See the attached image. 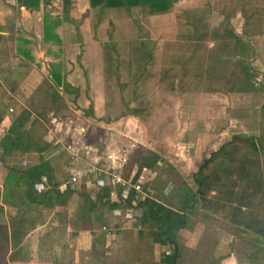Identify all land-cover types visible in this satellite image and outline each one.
<instances>
[{
    "label": "rangeland",
    "instance_id": "obj_1",
    "mask_svg": "<svg viewBox=\"0 0 264 264\" xmlns=\"http://www.w3.org/2000/svg\"><path fill=\"white\" fill-rule=\"evenodd\" d=\"M63 1L49 0L35 8L16 9L15 0H0V82L6 80L11 91L18 89V84L25 82L23 70L21 72L24 66H36V69L43 66L47 73L59 72L69 66L76 69L90 66L96 72L101 68L103 75L110 79L111 92L115 95L119 93V83L131 88L135 77L141 78L145 86V103H155L159 99L158 112L166 108L163 104L169 93V101L174 103L176 99L182 101V95L186 94L188 104L194 99L188 93L216 94V100L210 99L214 104L207 107V122L202 127L204 130L216 129V137L198 139L192 136L196 126L192 122L189 124L188 119L183 121L185 130L182 135L176 137L159 116V122L155 123L161 125L159 137H144L142 127L140 136L136 133L131 139L117 126L107 130L100 127L102 131L96 134L98 147L94 150L95 155L106 159L109 152V157H116V161L125 158L127 166L121 173L130 181L136 170V158L150 155L151 150L159 152L163 163L151 170H142L138 182L140 189L144 186L158 202L163 198L164 206L170 208H179L187 200L182 185L193 190L192 181L202 179L201 190L204 192L196 197L197 201L187 215L186 228L176 231L179 256L176 264H264V234L257 226L264 222V176L260 168L263 156L258 153L256 143L263 129L259 104L264 100V50L258 52L256 58L249 54L245 56L255 41L243 28L247 26L255 34L264 35V0H186L177 8L157 15H148L145 10L130 13H121V9L103 11L90 8L86 0H68L77 6H70L68 11L77 30L61 20ZM235 16L241 17L242 28L232 26L237 21ZM55 21L57 27L53 26ZM43 26H47L51 33L46 42H42V34L37 36V29L43 33ZM57 28L60 29L58 34L55 33ZM97 74H90V77L100 78ZM194 76H199V85ZM157 78L162 82L156 89ZM49 80L46 74L44 82ZM188 80L191 88L187 86ZM44 82L39 84L37 100L49 96L50 88ZM197 85L201 87L197 89ZM130 96L128 92L127 98ZM48 99H44L45 108L50 104ZM176 104L170 110L175 112L178 107L177 116L182 110L186 115L190 114L187 111L192 110L190 106L184 105L181 109ZM40 110L43 112V106ZM119 110L116 100L112 114L116 115ZM200 126L198 124V128ZM77 130L73 132L75 135L81 132V128ZM90 141V144L95 143L94 139ZM176 142L190 150L208 146L203 156L195 155L200 156V160H193L192 150L191 157L182 155L184 150H180L185 158L183 162L182 158L167 152L176 146ZM223 145V151L217 153ZM89 151L93 153V150ZM212 153L217 154L205 168L198 170L202 161ZM79 156L83 157V154ZM178 160L181 166H178ZM194 175H197L195 180ZM124 216L121 220L127 222L125 230L110 236L115 244L122 246L111 252L109 258L116 257L124 264H161L162 256L171 253V248L157 245L153 248L152 244H144L141 249L140 242L125 241L130 236L129 230L135 228L132 222L134 212L127 211ZM16 248L18 252L11 249L15 259L22 252L19 246ZM6 255L0 264L13 257L9 259Z\"/></svg>",
    "mask_w": 264,
    "mask_h": 264
},
{
    "label": "crops",
    "instance_id": "obj_2",
    "mask_svg": "<svg viewBox=\"0 0 264 264\" xmlns=\"http://www.w3.org/2000/svg\"><path fill=\"white\" fill-rule=\"evenodd\" d=\"M71 2H75V0H71ZM185 2L186 0H179L172 8H177ZM86 3L88 5L87 0ZM70 6L76 5L71 3ZM15 8L23 9L16 6ZM117 9H121L122 11H119L121 13L141 11L140 8H132L130 10L125 8ZM102 10L107 11L108 8ZM19 15H21L20 12ZM27 15L29 16V13ZM69 18L71 19L70 15ZM235 19L237 21L235 24L232 23V26L240 28L242 25L241 17L235 16ZM243 28L251 34L249 38L255 41L254 46L248 48L247 52H245V56L249 54L250 57L256 58L258 52L264 50V35L255 34L256 32L250 27L246 26V28ZM37 30L39 32L37 36L42 34L39 29ZM59 30L57 28L55 33L58 34ZM38 53L41 54L39 51ZM18 57L23 58L22 55ZM89 67H83L82 70L69 66L68 68H62L59 72L52 71L47 73L43 66L39 69H36V66H24L21 69V72L23 70V78L25 80V82L23 80V86L20 83L18 84V89L11 91L12 88L6 86V80L0 82V138L3 136L5 127L8 126L9 121H12L19 115L20 117L24 116V118H27V122H25L23 128L27 130L30 138L29 144L27 143L28 146L26 145L28 149L15 151L9 156L0 157V207L2 208L0 211V225H4L8 230L10 246L6 257L10 259L14 255H11L14 253H11V249L15 251V248L19 246L22 250L21 255L17 259L13 256L10 261L7 259L8 261L5 264H111L120 261L116 257L109 258L111 252L114 253L116 249H120L122 246L118 243L115 244L114 239H110V236L114 237L116 236L115 234H120L121 230H125L127 222L123 219V222H120L122 221L121 217L127 212L126 209L119 208L112 211H107L104 208L100 209L98 211L100 221L94 223L91 230L87 231L80 229V224L77 220L81 201L76 193H84L91 199H94L101 188L110 185V182L104 178V172L109 168L115 167L121 173L127 164L125 158L118 159L117 161L116 157L111 159L108 154L109 152L106 153V159L103 156L99 157L95 155L96 152L94 150L98 147L95 141L98 139L97 135L102 131L100 127L107 130L109 127L113 128L117 126L118 130L120 132L124 130L125 135L130 139L135 137L136 133L140 136V128L142 127L144 137L147 136L148 138V135L150 137H159V127L161 128V125L159 126L155 123L159 122L158 117L160 116V119L166 122L165 126H167L168 131L173 130L172 132L175 133L176 137L182 135L181 133L185 130V127L182 125L187 119L189 124L192 122L196 126L192 136L198 139L209 136L216 137V129H210L211 131L209 129H207L209 131L202 129V127L206 126L205 123L207 122L205 116L207 107L210 108L214 104L210 99L216 100V94H211L210 92L206 94L203 92L188 93V96L194 97L193 102L191 99L189 104L185 99L186 94L182 95L184 96L182 101L179 99L175 100V103H177L176 107L179 105L183 109V106L186 105L190 106L192 110L187 109L188 113H190L189 115H186L185 110L179 111V115L177 116L176 112H178L177 109L179 108L177 107L175 112L171 111L175 103L172 100L169 101L171 99L169 96L171 93H169L166 96L167 101L163 104L166 108L158 112V107L161 106V103H158L160 102L157 99L158 97L155 103L151 101H149V104L145 103L146 93L143 91L145 86L143 85L144 82L140 81L141 78L137 79L138 77H135L131 83V88L122 84V82L119 83V93L115 95L111 92V81L103 75L102 69L100 68L96 72L95 68L91 69ZM91 70L93 71L91 72ZM51 73L58 74L60 78L58 86H54L51 80L44 82L46 74L51 79ZM96 73L100 74V78L97 77L95 79L90 77V74L94 75ZM195 77L196 79L194 80L199 85L201 80L199 76H194L193 78ZM189 80L186 83L191 88L188 85ZM43 82L47 87L55 89L58 94L55 102L51 103L50 98L48 99V103L50 104L47 108H45L43 103L45 102L44 99L49 96L46 98L40 97L39 101L37 100L40 89L39 84ZM161 82L157 78L155 82L156 89L157 85ZM36 83L37 85H35ZM138 83L140 84L138 85ZM63 84L68 85L65 91L62 90ZM198 85L197 89L201 87ZM31 87H33L32 90H30ZM193 88L196 87L193 86ZM151 89H153L152 85ZM128 92L131 94L130 98H127ZM116 100L120 105V110L116 115H113V103ZM5 103L7 106L4 105ZM42 106L44 108L43 112L40 110ZM170 108L172 109L170 110ZM9 109L11 112H8ZM127 109H138V113L128 114ZM149 112L152 113L151 116ZM124 114L126 116L122 117ZM184 120L185 122H183ZM147 123H149L148 128ZM173 123L175 124V129H173ZM198 124H201L199 128ZM78 128H81V132L75 135L73 132L75 130L77 132ZM135 128L137 131H135ZM200 129L205 131V133L201 132L202 130L199 131ZM92 130L96 133H92L94 132ZM91 139H94L95 143L90 144ZM54 142L58 144L54 146ZM176 143V146L173 145L175 147L166 151L178 158H182L183 162H185V158L182 155H189L191 157V150L194 152V156H192L193 160L196 158L200 160V156L204 155L206 152L204 150L208 146L206 144L203 149L192 147L190 150L184 143V146H179L180 142ZM90 149L93 150L92 154L89 151ZM180 150H184L182 155L180 154ZM151 151L160 156L159 152ZM175 152L179 154L177 155ZM81 153L83 157L79 156ZM196 154H200V156L195 157ZM87 160H90V163H87ZM177 162H179L178 166H181L180 160ZM40 163H45L50 169V173L48 180H46V177H41L40 181L35 185L37 200L41 201L42 195L48 189L49 184H53L60 194L67 190L72 192L67 198L65 206L56 205L53 201L48 206H32L30 208L20 206V203L23 202L22 195L25 191L24 180H18L19 178L14 175L7 176V170L25 171L36 167ZM72 175L76 177L75 183L70 182ZM123 178L125 179V177ZM4 185H6V188ZM3 190L7 191L4 195L6 202L2 199ZM114 191L112 190L109 194L111 201H117L116 192ZM137 215L134 212L135 218ZM132 222L135 224V228H127L131 232L129 238L126 237L124 240L131 239L129 242H140L141 249L144 244L151 246V242L144 237L143 232L137 227L134 218ZM103 225H105L106 230L111 234L110 236L105 235L103 243H96L95 239L104 232L101 230ZM119 227H121L120 230ZM19 235L21 238H18ZM152 246L155 248L156 245ZM93 250L97 252L96 257L91 256V251Z\"/></svg>",
    "mask_w": 264,
    "mask_h": 264
},
{
    "label": "trees",
    "instance_id": "obj_3",
    "mask_svg": "<svg viewBox=\"0 0 264 264\" xmlns=\"http://www.w3.org/2000/svg\"><path fill=\"white\" fill-rule=\"evenodd\" d=\"M48 1L49 0H15V3L16 7L31 9L37 7L40 3L47 4ZM178 1L179 0H87L90 8H98L100 10L104 8H125L127 10L132 8H140L141 10H145L148 15L163 14L170 10ZM69 9V1L64 0L62 2L63 17L61 20L72 24L74 29L77 30V25L68 16ZM57 25L58 22H53L54 27H57ZM47 29V26H43V39H41L42 42L49 40V34L51 33L48 32L49 30L47 31ZM76 36L78 37L77 33ZM54 37L55 41H58V38L56 36ZM50 77V80L54 83V86H58L60 84V78L58 74L51 73ZM67 87L68 85L63 84L62 90L65 91ZM50 88L52 91H50L49 98L51 103H53L58 98V94L55 89L52 87ZM127 113L137 114L138 109H127ZM126 114L122 115V117H125ZM259 114L263 129H261V133L257 138L256 143L258 153L263 156L260 168L262 169V175L264 176V100L260 105ZM25 122H27V118H24V116L20 117V115L14 118L12 121H9L8 126L5 127L3 136L0 138V157L9 156L15 151L28 149L26 145L28 146L30 138L27 130L23 128ZM222 147L216 152L218 153L223 151L225 146L223 145ZM216 154L212 153V155H210L207 159H204L198 170L205 168ZM161 163H163V159L154 153L136 158V170L129 181V185L136 183L143 169L151 170L153 167H156ZM129 168H133V166H129ZM49 173L50 169L45 163H40L36 167L27 169L25 171L13 169L7 170V176L14 175L19 178L18 180H24L25 191L22 195L23 202L20 203V206H25L28 208L32 206H48L51 201L59 206L66 205L67 198L72 192L67 190L60 194L55 189V185L49 183V187L43 193L41 201L37 200L35 185L40 181L41 177H46V180H48ZM196 176L197 175L193 176L194 180L196 179ZM192 182V187H190L194 188L193 190L189 189L185 184L182 185V187L186 189L184 194L187 200H185L182 205L176 209L164 206L162 201L163 198H161L159 202L155 200L152 193L147 191L144 186L141 187L139 191H135L130 186H127L126 188H120L119 186L110 184L108 187L105 186L101 188L94 199H91L84 193L77 192V197L81 201L79 205V215L77 218L80 224V229L83 231L91 230L92 225L100 221L98 211L103 208L107 211L124 208L127 211L135 212L138 214L136 218L134 217L136 225L143 232L144 237L150 241L152 245L155 244L161 248H171V253L164 254L160 260V263L176 264L179 258L176 245V231L186 228L187 215L192 211V205L197 201L198 196L202 195L204 192L201 190V186L203 185L201 178ZM4 187L6 188V185H4ZM112 190H115L114 192H116L117 201H111L109 198V194ZM6 193L7 191L3 190V201H5L4 195ZM189 203L191 204L190 206ZM1 210L2 208L0 207V211ZM257 226L258 228L260 227V232L264 234V222L258 223ZM102 228L106 229L105 225H103ZM109 234L111 233L109 232ZM105 235V231L102 232V234L99 235L97 239H95V242L103 243L105 241ZM9 248L8 230L4 225H0V260H2L7 251L10 250ZM13 254L14 253L11 255ZM96 255L97 252L95 250L91 251L92 257H96ZM111 264H124V261L120 260Z\"/></svg>",
    "mask_w": 264,
    "mask_h": 264
},
{
    "label": "built area",
    "instance_id": "obj_4",
    "mask_svg": "<svg viewBox=\"0 0 264 264\" xmlns=\"http://www.w3.org/2000/svg\"><path fill=\"white\" fill-rule=\"evenodd\" d=\"M8 112H11V110L9 109ZM57 142H54L53 145H57ZM144 170V169H143ZM104 178L107 179L111 185H115V186H119L120 188H126L127 186L132 187L135 191H139L140 190V184L138 182V180L136 181V183L129 185V181L125 180L120 171L115 168H109L106 172H104ZM70 182L71 183H75L76 182V177L75 175H72L70 178ZM102 231H105L107 236H110L109 232L104 229L101 228Z\"/></svg>",
    "mask_w": 264,
    "mask_h": 264
}]
</instances>
